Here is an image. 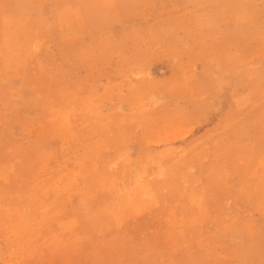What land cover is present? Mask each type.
Listing matches in <instances>:
<instances>
[{
  "label": "rangeland",
  "instance_id": "1",
  "mask_svg": "<svg viewBox=\"0 0 264 264\" xmlns=\"http://www.w3.org/2000/svg\"><path fill=\"white\" fill-rule=\"evenodd\" d=\"M41 1L33 0V8ZM77 1L75 25L72 16L65 17L66 30L58 32L56 6L40 23L8 13L24 9L19 0H0V264L263 262L264 219H234L239 209L210 208L212 219H185L186 208L176 209L177 219H163L169 209H156L159 219H140V193L131 190L140 160L116 152L126 138L120 139V129L104 126L121 117L103 108V97L87 92L88 80L68 79L67 71L107 60L102 46L80 47L85 39L140 42V23L153 18L144 13L152 2ZM187 5L201 12L180 8ZM176 9L177 39L224 46L233 77L226 81L234 87L228 98L239 108L226 114L228 136L218 140L215 152L207 154L212 160L205 158L201 168L230 173L238 164L249 174L251 161L263 168L264 0H177ZM23 25L32 29L26 38L10 30ZM16 36L33 39V60L26 76L12 78L14 59L19 67L26 59L24 48L13 47ZM70 39L80 46H58ZM128 61L133 59L123 60ZM113 152L118 157L107 158ZM240 211L248 215L249 208Z\"/></svg>",
  "mask_w": 264,
  "mask_h": 264
},
{
  "label": "crops",
  "instance_id": "2",
  "mask_svg": "<svg viewBox=\"0 0 264 264\" xmlns=\"http://www.w3.org/2000/svg\"><path fill=\"white\" fill-rule=\"evenodd\" d=\"M19 1L24 9L8 13L24 19L35 18L40 23L49 20V9L56 6L58 22L62 24L58 32L66 30L65 17L72 16L70 21L75 25V17L80 13L77 0H42L38 9L33 8V0ZM150 1L152 7L144 13L153 18L149 23H140V42L110 39L103 45L95 40L70 39L58 45L80 46V41L83 44L80 47L99 45L107 49L104 64L98 66L94 62L89 70L75 67L73 72L67 71V78L88 80L87 92L103 97V108L120 115V119L105 121L104 126L117 132L120 129V139L126 138V145L116 152L125 156L128 153L140 160V168L135 169L137 179L133 180L137 185L131 189L140 193L137 200L140 219H159L156 209H169L167 216H161L163 219H177L176 209L180 208L190 210L185 219H212L210 208L233 209L234 213L239 209L234 219H264L261 211L264 209V162L263 168L252 167V161L247 163L252 169L249 174L241 173L238 164L230 173L201 168L205 158L212 160L207 154L215 152L218 140L228 136L230 126L226 114L239 110L228 98L234 95V87L226 81L233 77L224 62V46L216 41L177 39L178 29L173 22L177 0ZM29 5L31 8L25 9ZM187 6L180 8L191 14L201 12L199 8ZM10 30L24 32L26 38L32 29L23 25L18 30L14 27ZM12 44L16 49H25L26 59L21 73L20 61L17 57L14 59L16 67L11 77L26 76L28 63L33 60V39L22 40L16 36ZM127 59L133 61L123 62ZM60 64L64 67L65 61ZM116 152L107 158L116 159ZM256 176L255 180L251 178ZM246 178L249 179L247 187ZM243 208H249L248 215L241 214ZM254 261L253 264H264V257L263 262Z\"/></svg>",
  "mask_w": 264,
  "mask_h": 264
}]
</instances>
